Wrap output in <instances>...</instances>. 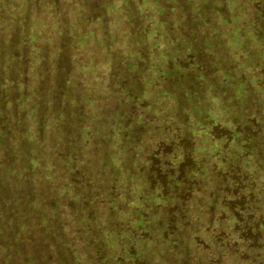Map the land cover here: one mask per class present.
Here are the masks:
<instances>
[{
  "label": "rangeland",
  "instance_id": "1",
  "mask_svg": "<svg viewBox=\"0 0 264 264\" xmlns=\"http://www.w3.org/2000/svg\"><path fill=\"white\" fill-rule=\"evenodd\" d=\"M0 6L5 44L32 71L44 60L49 93L66 72V119L31 104L36 159L58 168L70 123L63 161L78 153L97 195L77 227L95 215L114 264H264V0Z\"/></svg>",
  "mask_w": 264,
  "mask_h": 264
},
{
  "label": "trees",
  "instance_id": "2",
  "mask_svg": "<svg viewBox=\"0 0 264 264\" xmlns=\"http://www.w3.org/2000/svg\"><path fill=\"white\" fill-rule=\"evenodd\" d=\"M3 30L0 20V264H114L106 256L104 238L96 239L95 215L87 226L77 227L80 211L76 207L96 203L97 195L89 191V175L78 178V153L74 164L63 161L64 144L73 132L70 123L63 126V145L58 152L49 148L58 157L57 164L61 162L58 168L43 171L44 163L36 159L47 141L40 129L44 116H34L31 104L37 110H50L55 120L66 119L62 88L69 80L64 77L66 72H51L56 92L49 93L46 80L50 73L45 71L44 60L32 71V64L26 66L25 50L5 44ZM28 70L35 72V79L29 78ZM74 105L75 116L81 108L76 102ZM34 117L37 140L31 121ZM68 217L72 221H66Z\"/></svg>",
  "mask_w": 264,
  "mask_h": 264
}]
</instances>
